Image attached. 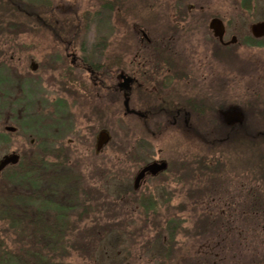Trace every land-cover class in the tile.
Instances as JSON below:
<instances>
[{"label":"rangeland","instance_id":"rangeland-1","mask_svg":"<svg viewBox=\"0 0 264 264\" xmlns=\"http://www.w3.org/2000/svg\"><path fill=\"white\" fill-rule=\"evenodd\" d=\"M19 5L23 7L24 0ZM31 8L36 15L27 18L22 8L0 0V71L16 75L13 72L19 67L40 80L38 92L21 98L26 113L17 119L14 112L7 117L14 84L9 82L8 97L1 95L0 73V133L8 137L7 142L0 143V157L16 150L26 162L33 151H42L48 154V161H53L48 152L65 149L68 139L74 138L68 159L87 188L81 199L100 206L96 216L102 218L86 225L82 221L80 226H94L89 230L104 233L87 237L82 250L70 249L57 264H264V175L257 157L262 146L255 144L261 145L263 137L258 130H264V36L255 39L250 32L251 24L264 21V0H37ZM177 9L183 11L184 18L177 19L181 12ZM40 17L49 21L41 23ZM212 17L225 24L226 39L236 37L230 65L214 61L216 73L212 77L220 79L227 74L228 81L216 80V87H204L208 94L216 89L215 104L231 110L232 123L220 134L223 138L212 143L194 135L192 129L201 128L195 123L191 129L184 127L182 135L175 134L177 126L168 127L162 134V127L152 126L150 135L139 122L123 118L122 104L118 107L112 102L101 112L102 120L92 122L88 129L80 111L72 118L78 131L61 133L51 125L59 109L57 99L69 100L63 77L58 78V73L68 68V52L86 57L90 63L111 59L119 48L128 53L131 46H143L135 40L133 24L144 25L150 35L158 28L166 33L169 24L177 21L189 36L182 41L196 43L205 56V45L210 41L207 23ZM67 26L68 32L60 34ZM170 38L171 45L178 44L176 32ZM251 38L256 42L248 44ZM30 59L38 63L33 72ZM34 96L35 106L28 105ZM243 120L247 130L255 126L256 131L248 130L255 138H246L242 145L234 141V145L233 139L239 137V128L234 125ZM54 123L62 122L55 119ZM102 124L112 138L101 153L95 154L93 139ZM6 125H15L17 132H6ZM30 138L35 146L28 143ZM153 158L165 159L168 169L164 178L148 180L138 191L153 189L156 205L150 211L153 214L146 215L137 202L118 199L123 194L119 185H126L132 196L135 171ZM81 209L77 205L74 218ZM92 213L89 217L95 216ZM168 219L180 225L173 238L166 230ZM5 229L6 224L0 222V257L2 248L16 251L17 247Z\"/></svg>","mask_w":264,"mask_h":264},{"label":"flooded vegetation","instance_id":"flooded-vegetation-1","mask_svg":"<svg viewBox=\"0 0 264 264\" xmlns=\"http://www.w3.org/2000/svg\"><path fill=\"white\" fill-rule=\"evenodd\" d=\"M189 8L191 6H188ZM184 17L185 14L181 11L177 19ZM169 27L166 33L161 28H158L161 29L160 31L152 29L153 32H150L151 34L149 35V33H146L147 29L144 25L133 24V29L137 34L135 40L139 44H143V48L140 46L138 48L136 45L134 47L131 46L128 53L121 52L119 48L111 59L107 58L100 62L91 61L90 63L89 60L85 59L86 57H77L73 52H68L67 55L70 56L68 68H65L64 73H58V78L63 77L64 90L69 100L57 99L64 103V110L66 111L57 110L55 119H59L62 123L56 125L54 119L50 121L52 122L51 125L56 127V130L61 131V133L62 130L78 131L73 128L75 124L73 119L75 111H80L81 120L87 122V124L83 125L88 129L92 122L102 120L103 116L101 115H103L107 107L109 108L112 102L118 107L122 104L123 118H131L132 121H136L135 123L139 122L141 125L150 128L151 132L152 126L162 127L159 134H162L168 127L177 126L179 129L174 130L175 134L182 135L184 127H189L188 129H190L194 123L198 126L210 127L225 123L228 126L231 110H229L227 105L215 104L218 96L216 89L214 93L211 90L209 94L205 91V88H210V84L215 86L217 81H222L221 79L228 81L227 74L225 77H220V79H216L215 76L212 77L216 73L214 71L216 62L214 63V61L229 62V65L231 62L232 38H225L227 34L226 26L224 25L223 27L222 39H218L213 35L207 23V33L210 36V41L205 45V56L199 53L196 43L182 41L189 38V36L185 35V28L180 26L177 21H173V23L169 24ZM175 32L177 33L178 44L171 45L169 43V40H171L170 36ZM195 47L196 49H194ZM229 65L226 64V67ZM34 66L36 69L38 63L30 59V72L35 70ZM206 68H209V70L207 71ZM226 72L224 71V73ZM0 73H2L1 95L5 93V96L8 97L9 85L10 83L14 84V93L7 105L9 112H7V117L16 113L14 118L21 119V115L24 116V113H26L25 105L21 102V98L23 97L24 99L28 93L27 97H30L34 95V92H38L36 87L40 85V80L34 79L30 76L29 71H24L19 69V67L13 72L16 75L4 73V71H0ZM23 73L27 74L22 76ZM125 98H127L128 108L132 112L125 111ZM52 103L54 104V102ZM27 104L35 106L36 97H32ZM13 105H16L17 108ZM56 105L59 108L58 104ZM10 107H12L11 110ZM101 112L103 113L101 114ZM116 118H120V116L117 115ZM102 125L93 139V152L95 154L101 153L112 138L109 129L104 124ZM15 132L16 130L12 133ZM100 132H105L108 140L97 150ZM214 138H217L215 134ZM73 140L74 138L68 139V146L63 150L58 151L55 148L49 152L46 150V153L48 152L50 156L54 157V160L63 161V158H65V169L70 173L73 171V166L68 157L71 155L72 149L69 150L68 148H72ZM28 143L35 146L33 138H30ZM17 153L19 154V152ZM32 154L45 158L48 155L44 152L42 153V151H33ZM159 159L162 158H156L151 161ZM143 168L144 164L137 168L133 175L131 186L132 191H134L133 197L128 195L127 192L129 190L125 187L126 185H119L123 194L118 199L126 202L134 201L141 206H155L156 200H154L153 189H144L140 194H138V191L142 189V185L146 181L154 178H164L168 167L156 173L145 171L141 178L135 181L138 173ZM81 184V188L85 192L87 188L83 186L82 182ZM159 189L162 192L165 191L164 187ZM135 193L137 194L135 195ZM165 200L168 201L169 199L166 197ZM114 201L117 202L115 199ZM114 201L113 203H115ZM83 202H85V199H82ZM69 252L70 248H68L67 253L59 256V259L53 256L54 262H56V259L64 258Z\"/></svg>","mask_w":264,"mask_h":264},{"label":"trees","instance_id":"trees-1","mask_svg":"<svg viewBox=\"0 0 264 264\" xmlns=\"http://www.w3.org/2000/svg\"><path fill=\"white\" fill-rule=\"evenodd\" d=\"M6 1L8 3L10 1L19 10L22 8L21 12L27 18L35 14L31 7L36 4L37 0H24V6L21 8L19 3L23 0ZM44 4L47 5L48 3L44 2ZM248 4L250 5V2ZM40 18L38 20L41 23H47L49 18L51 21L50 16L49 18ZM67 28L68 26L60 34H66L68 32ZM77 33L78 31L74 34L77 35ZM253 42L256 41L252 40V38L247 40L248 44ZM57 104L59 106L58 111L63 112L64 103L58 101ZM39 121L41 120H37L38 123ZM243 122L244 120L234 125L239 128L237 132L239 137L234 138L232 144L235 141V143L242 145L244 141L247 142L246 138H255L248 133V130L256 131L255 126L253 129L250 127L247 130ZM142 127L152 135L150 128ZM227 130L228 126L225 123L211 127H194L192 129L194 135L202 136L212 143L219 140L220 134L225 133ZM258 132L262 135L263 140L260 139L262 140L261 145L254 143L257 146H262L258 151L259 155L257 157L258 160L263 161V163L258 161V164L262 170L261 173L264 175V130H258ZM217 133H219V137L214 138V134L218 136ZM7 140V134L0 133V143L7 142ZM72 166L74 165L72 164ZM65 168V158H63V161L57 159L48 161L45 157L34 154L28 157V161L23 162L21 160L17 165L9 167L2 173L0 183V222L6 224L5 231L9 232L10 236L13 235L15 243L17 242V247L16 251L2 248L1 264H4V262L16 264L17 261H20L21 264H57L58 260L56 259V262H54L53 256L59 259V256L67 253L68 248L74 251H77V249L82 250L87 237H98L100 232L104 234L103 230H89V228L91 229L94 226H80L82 221H85V225L88 224V221L93 223L100 222L101 216H96L100 206H92V203H82L81 196L85 192L81 188V175L75 167L71 171L72 173ZM77 201L79 204L74 205ZM77 205L83 209H81L77 218H74ZM142 207L146 210V215L152 214L150 211L153 210V205H144ZM104 210L106 212L112 211H109V209ZM92 211H94V214ZM91 213L95 216L89 217ZM75 223H78L76 227ZM178 226L180 225L175 219L166 221V230L171 238L174 237ZM9 234L7 235L9 236ZM86 253L89 252L87 251Z\"/></svg>","mask_w":264,"mask_h":264},{"label":"water","instance_id":"water-1","mask_svg":"<svg viewBox=\"0 0 264 264\" xmlns=\"http://www.w3.org/2000/svg\"><path fill=\"white\" fill-rule=\"evenodd\" d=\"M209 20L210 21H209L208 26L213 31L214 36H217L219 39H222L223 24H222L221 19L217 17H213ZM250 31L254 37H262L264 35V21H259V22H255L251 24ZM234 40H235V37H232V42ZM33 68H35V66ZM124 107L126 111L131 112V110H129L128 105H127V98H125L124 100ZM5 130L14 131L15 127L11 125H6ZM107 140H108L107 134L105 132H100L99 137H98V142H97V150H99L101 146L107 142ZM18 160H19V155L15 152L3 154V156L0 157V175H1V171L6 165L15 164L18 162ZM166 166H167L166 162L163 160L152 162L140 170L135 181L139 180V178H141L142 174L145 171L156 173L160 170L165 169Z\"/></svg>","mask_w":264,"mask_h":264}]
</instances>
